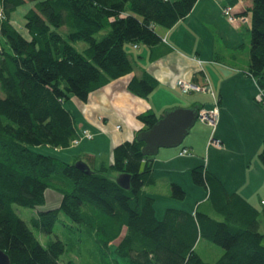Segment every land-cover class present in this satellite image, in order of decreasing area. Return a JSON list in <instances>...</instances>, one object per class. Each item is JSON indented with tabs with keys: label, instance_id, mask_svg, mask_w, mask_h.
Listing matches in <instances>:
<instances>
[{
	"label": "trees",
	"instance_id": "16d2710c",
	"mask_svg": "<svg viewBox=\"0 0 264 264\" xmlns=\"http://www.w3.org/2000/svg\"><path fill=\"white\" fill-rule=\"evenodd\" d=\"M195 2L0 0V249L10 264H82L68 258L71 254L62 259L68 251L57 236L41 243L14 204L36 211L30 226L44 235H50L64 215L74 223L68 225L71 232L77 230L73 256L84 261L87 255L93 264H120L119 257L128 264H264V204L255 207L239 193L227 191L203 164L191 168L190 177L205 188V198L192 212L165 208L158 219L154 198L145 189L155 183L152 156L142 153L144 143L137 134L113 147L109 165L93 168L86 163L89 173L75 166L79 159L67 163L34 150L92 140L90 129L76 130L75 116L64 103L70 97L86 102L89 93L132 73L125 45L153 47L160 41L155 25L171 27ZM26 3L24 23L18 26L11 14ZM246 13L247 73L262 90L264 105V0H251ZM63 26L65 34L59 31ZM104 29L107 33L97 40ZM77 41L86 43L81 51L73 45ZM155 86V78L145 70L127 82V90L140 98ZM137 117L143 130L159 119L151 110ZM84 130L92 137L81 136ZM258 157L264 163V137ZM121 174L127 176V188L116 182ZM48 189L59 195L54 208L45 206ZM170 196L183 200L185 191L173 182ZM200 239L222 248L215 262L204 261L196 252ZM116 240L115 257L110 244Z\"/></svg>",
	"mask_w": 264,
	"mask_h": 264
},
{
	"label": "crops",
	"instance_id": "0c3cea01",
	"mask_svg": "<svg viewBox=\"0 0 264 264\" xmlns=\"http://www.w3.org/2000/svg\"><path fill=\"white\" fill-rule=\"evenodd\" d=\"M250 6L251 0H196L190 12L171 27L155 25L160 41L153 47L126 44L125 50L133 64L132 73L89 93L86 102L70 97L73 109L64 105L75 116L77 131L88 128L94 133L92 140L78 144L79 149L71 155L72 159L89 162L93 168L99 167L102 161L110 164L113 147L143 131L144 124L137 117L139 113L151 110L161 117L164 111L176 107L198 109L200 106L208 110L216 100L219 111L213 133L208 124L199 125L197 133L201 132V137L187 139L181 147L188 148L189 154L180 156L181 148L161 147L152 155L150 163L155 183L150 190L157 189L159 184L164 189L162 193L146 190L154 198L155 216L159 219L163 215L164 207L157 208L161 199L165 200V207H181L192 212L194 202L205 198L202 189L194 185L190 177V169L201 165L203 155L205 169L219 178L227 191L239 193L258 207L260 199L264 198V163L258 157L264 137V105L256 101L258 85L247 73L250 22L248 18V21L230 24L222 15L223 7H230L233 14L247 15ZM11 21L22 25L12 17ZM197 60L201 61L200 65ZM143 70L156 80V86L146 98L127 90L129 78ZM177 78L198 84L206 79L208 90L185 95L175 86ZM211 136L219 146L207 145ZM173 182L182 186L194 202L177 200V203L170 196ZM54 199L59 201L58 197ZM58 201L46 208L56 207ZM68 258L74 259L71 255ZM120 264L125 263L120 260Z\"/></svg>",
	"mask_w": 264,
	"mask_h": 264
},
{
	"label": "rangeland",
	"instance_id": "374dc122",
	"mask_svg": "<svg viewBox=\"0 0 264 264\" xmlns=\"http://www.w3.org/2000/svg\"><path fill=\"white\" fill-rule=\"evenodd\" d=\"M27 7H28V3L19 6L14 12H12V15H11L12 20L15 21L18 24H20V23L23 24L24 23L23 14L26 11ZM107 30L108 29H104V30L100 31L96 35L97 40H99L100 38H102L107 33ZM59 31L61 33L65 34L66 28L64 26L63 27H60L59 28ZM0 39H1V42L3 44V39L1 37H0ZM247 43L249 45L248 36H247ZM73 45L75 46L76 49H78L79 51H81L86 46V43L83 42V41H77V42L73 43ZM130 56H132V54H130ZM191 93H197V92H191ZM191 93H189V94H191ZM0 94H1V92H0ZM185 95H187V94H185ZM72 104H73V102H72L71 99L67 100L64 103V105L66 107L73 109ZM206 124L207 123L201 124V123L198 122V120H196L195 121V124L191 127L190 132L187 134V136L183 140V142L179 146L172 147V148H181L185 144V142H186L187 139L198 140L201 137V132L198 131V133H197L198 127H199V125H205L206 126ZM211 129H212V127H211ZM83 143H85V142H83ZM211 145H213V144H211ZM77 146H69V147H66V148H56V149L51 148V147H48V146H38V147H34V150H36L38 152H42L44 154L53 155V156L59 158L60 160H62L63 162L73 163L75 161L72 159V156L71 155L73 153H75V151H77L79 149V147H77ZM180 156H182V155H180ZM204 158H205V155L202 156V160L203 161H201L200 164L205 165ZM101 163H104L105 165H109V162H107V161H102ZM198 187L202 189L203 194L206 196V190H205V188L202 187V186H198ZM145 189L147 191H155L156 190V192H159V193H162L163 190H164L163 189V185H161V184H159V187L157 189H155V190H150V189H153L152 186H150V187L147 186V187H145ZM183 190H184V188H183ZM54 197H59V195L57 193L53 192L52 190H49L48 189L46 191V193H45V199H46L45 206H53V205H56V202L58 201V199H54ZM174 200L177 202V199H174ZM178 202L179 203H185V202H187L188 204H190V203H193L194 202V198L193 197H190V194L189 195H186V191H185L184 199L183 200H178ZM198 202H200V201H198ZM194 204H196V202H194ZM165 206H166V202H165L164 199H161L160 200V203L157 204V208H159V209L161 207H164V210H165V208H176V207H170V205L169 206L167 205V207H165ZM257 206L260 207V204L258 203ZM13 207H14L15 211L17 212V214L19 215V217L22 218L28 224V226L32 229L33 233L35 234L36 237H38V239L40 240L41 243L45 244V242L49 238H52L53 239L56 236L65 243V245H66V251H68V252H66V253H64L62 255V259L67 260L68 255L71 254V256H73L75 254L74 252H76V251H73V250L71 251V248L72 247H76V244H75V242H73V240L78 237L77 236V230H76V228H74L73 232H71V228L68 227V225L70 226V225H73L74 223H72L70 220H68L64 215L60 214V218H59L60 221H58L55 224L52 233L50 235H44V234L39 233L35 228H33V227L30 226V222H29L30 221V218H31V216H33V215L36 214V211L34 209L26 208V207L19 206V205H16V204H14ZM194 208H195V206H193V209ZM177 209H181V207L180 208H177ZM182 210H184V209H182ZM161 218L162 217H160L159 219H161ZM260 232L264 235V216H261L260 217ZM82 237L83 236H81V238ZM83 242H85V241H83ZM114 246H115V243H113L110 246V248L112 250V255L113 256H115L114 253H113ZM79 249H81V246L79 247ZM195 250H196V252L200 255V257L204 261L210 262V263L215 262L220 257V255L223 252V250H222V248L220 246L215 245L213 243H210L207 240H202L199 244H197ZM117 259L119 261L122 260L125 264H128V260L126 258H120L119 257ZM74 260L76 262L82 263V264H91V263L93 264L94 263L93 261H91L88 258L87 255H86L84 261H82L81 257H77V258L74 257Z\"/></svg>",
	"mask_w": 264,
	"mask_h": 264
},
{
	"label": "water",
	"instance_id": "95a60500",
	"mask_svg": "<svg viewBox=\"0 0 264 264\" xmlns=\"http://www.w3.org/2000/svg\"><path fill=\"white\" fill-rule=\"evenodd\" d=\"M197 113V107H176L164 111L162 116L149 129L143 130L136 135V139L144 143L142 153L152 156L161 147L172 148L179 146L194 125ZM74 164L78 169L89 173V167L84 161L78 160ZM116 182L125 188L128 187L127 176L123 174L118 175ZM0 264H10L7 254L1 249Z\"/></svg>",
	"mask_w": 264,
	"mask_h": 264
},
{
	"label": "built area",
	"instance_id": "2783aa9c",
	"mask_svg": "<svg viewBox=\"0 0 264 264\" xmlns=\"http://www.w3.org/2000/svg\"><path fill=\"white\" fill-rule=\"evenodd\" d=\"M222 15L225 17L227 22H229L230 24L245 22V21H248V18H249V16L245 15V14H243V15L233 14L230 7H223L222 8ZM2 17H3L2 12L0 10V18H2ZM197 63L200 65L201 61L197 60ZM175 86L183 94H187V93H191V92H202V91L208 90V83H207L206 79L204 80L203 84H198V83H195L194 81H192L190 79L177 78L175 80ZM262 96H263V92L258 87V92L255 95L256 101L262 102V99H263ZM218 111H219L218 110V103L215 100L213 107L211 109H208V110L203 109V108L198 109L197 120L210 125L212 127V133H213V130H214V128L217 124V120H218ZM116 128H119V125H117ZM81 136L86 137V138L92 137V135L86 130L82 131ZM77 143H78L77 139H74L72 141V145H76ZM211 144L216 145V146L220 145L218 143V141L216 139H214L212 136L210 137L207 145H211ZM178 154L179 155H187V154H189V149L188 148H181L179 150ZM260 203L264 204V198L260 199Z\"/></svg>",
	"mask_w": 264,
	"mask_h": 264
}]
</instances>
